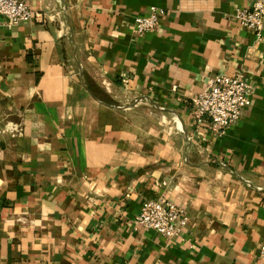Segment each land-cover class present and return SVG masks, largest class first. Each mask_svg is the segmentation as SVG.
Instances as JSON below:
<instances>
[{"label":"crops","instance_id":"obj_1","mask_svg":"<svg viewBox=\"0 0 264 264\" xmlns=\"http://www.w3.org/2000/svg\"><path fill=\"white\" fill-rule=\"evenodd\" d=\"M25 1L0 24V264H264V38L233 16L254 0ZM234 73L251 103L217 135L189 100ZM159 197L180 236L135 224Z\"/></svg>","mask_w":264,"mask_h":264},{"label":"built area","instance_id":"obj_2","mask_svg":"<svg viewBox=\"0 0 264 264\" xmlns=\"http://www.w3.org/2000/svg\"><path fill=\"white\" fill-rule=\"evenodd\" d=\"M165 14L163 8L152 5L148 14L136 16L134 37L141 38L154 31ZM233 16L241 27L253 31L258 40L264 38V0L236 7ZM32 17L33 11L25 0H0V24L13 28ZM252 92V84L242 73L213 75L203 90L189 100L192 118L197 125H207L215 134L222 135L239 122L243 110L251 103ZM188 219L182 206L159 197L143 200L135 224L164 237L175 238L182 234ZM260 254L264 258V245Z\"/></svg>","mask_w":264,"mask_h":264}]
</instances>
